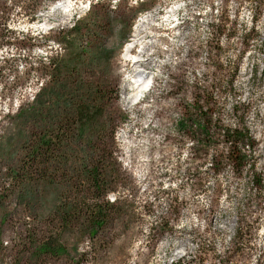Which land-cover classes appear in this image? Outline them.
I'll use <instances>...</instances> for the list:
<instances>
[{
    "label": "rangeland",
    "instance_id": "obj_1",
    "mask_svg": "<svg viewBox=\"0 0 264 264\" xmlns=\"http://www.w3.org/2000/svg\"><path fill=\"white\" fill-rule=\"evenodd\" d=\"M63 1L0 0V264H264V0H77L51 16ZM142 52L147 68L131 63ZM136 68L153 79L139 102L123 91ZM205 87L253 139L240 175L204 171L221 149L197 151L190 104ZM97 162L106 194L90 189ZM117 196L135 217L94 230L93 204ZM44 240L60 251L40 253Z\"/></svg>",
    "mask_w": 264,
    "mask_h": 264
},
{
    "label": "trees",
    "instance_id": "obj_2",
    "mask_svg": "<svg viewBox=\"0 0 264 264\" xmlns=\"http://www.w3.org/2000/svg\"><path fill=\"white\" fill-rule=\"evenodd\" d=\"M251 22L254 24L256 22L255 15H251ZM226 37L230 38L232 36L231 33H228L225 35ZM246 36V35H245ZM242 38L241 44L244 48L240 50L239 53L244 52V49L250 45V37L246 36V38ZM207 53H213L215 56L219 54V47H217L212 43L211 40L206 41L205 44ZM221 47V46H220ZM241 57V55H240ZM239 58V56H238ZM45 64H47V67L50 69L49 73L50 77H54V72H60L63 70L64 65L62 63H57L55 59L49 58L47 61H45ZM236 64V65H235ZM68 67V66H67ZM125 74L128 73V67L126 64H124ZM228 67L232 71V79L228 82V93H230L233 96H236L235 86H234V80L236 79V75L238 74V66L237 62L229 60ZM116 77V71L110 70L106 73V78L114 80ZM126 85V76L124 78V84ZM67 85H64L66 87ZM125 87V86H124ZM124 91V89H123ZM193 94V93H192ZM214 92L212 89L210 92L207 90V88H203L199 90V93L193 94L192 97V103L190 104V107L195 112V116L197 117L199 123L195 124L196 133L198 134L199 138L197 139V146L198 152L207 153V150L209 149V140L215 139L214 142L216 145H219L221 149L214 150L213 154L210 157V164L208 167L205 168L204 171H207L206 174H214L216 176L220 175L224 168L226 166H231L233 171L237 173V175H240L242 171L246 168V166L254 167V164L249 162V158L253 156V139L251 137V134L249 133V130L247 126L244 124V121L240 120L237 124H234L233 126L225 124L221 122V120L215 116L214 108L213 106L216 103V100L213 96ZM238 103V102H237ZM236 103V104H237ZM236 104L231 105V112L235 113L236 111ZM90 106L87 107H81L80 110H78L77 115L81 119L82 116H88L91 117L93 112L90 110ZM90 120V119H86ZM186 119L183 118L182 121L179 123V127L182 131L186 129L185 126ZM247 146L248 149H252L250 152H248L245 148ZM254 162V161H253ZM97 166L95 169L91 170V172H88V176L91 179V190L93 192L96 191H104L106 192L109 189V186H107L106 180L104 178L101 179V177L106 176V172L104 170L103 163L99 164L97 162ZM254 181L257 183L256 185L259 186V181L255 176H253ZM102 182V183H101ZM255 185V186H256ZM259 188V187H256ZM114 189V188H112ZM104 194V195H105ZM123 198L116 197L115 200H103L99 203H94L92 207V227L94 230H97L98 228H104L107 225V222L110 218V215H113L112 213H117L121 218H127V217H135L132 215L134 210L132 207H129V203L125 202ZM150 204L149 202L145 203V207H148ZM112 209L111 212H107L106 209ZM236 234L238 238L241 240L239 242H242V239L247 234V226L239 225L236 228ZM238 242V241H237ZM36 250H39L40 253H48V252H59L60 246L56 247L53 246L52 242L48 240H44L39 244V246L36 247Z\"/></svg>",
    "mask_w": 264,
    "mask_h": 264
},
{
    "label": "bare ground",
    "instance_id": "obj_3",
    "mask_svg": "<svg viewBox=\"0 0 264 264\" xmlns=\"http://www.w3.org/2000/svg\"><path fill=\"white\" fill-rule=\"evenodd\" d=\"M72 2H74V1H72V0L63 1V6L61 8H55L53 10V12L51 13V16H56L57 14L59 15L61 12L67 11L68 9H71V7L73 5V4L71 5ZM141 34H142V30H137L136 36L134 35V37H138ZM136 51H137V46H135V45L132 47L129 46L127 53L133 54ZM145 56H146V52H142L139 59L132 60L131 63H133L134 66H136V67L147 68V64H146L147 62L145 63V61H144V58H146ZM131 72H133V71L131 70ZM143 75H145V72L136 68L134 70L133 74L131 73L130 75H128L129 78H127V80H126V85L124 87V93L127 95L131 91V93L134 94L133 96H131V97H133V99L131 98L133 101L136 100L137 102H139L140 100H138V99L140 98V95L145 90H149V91L151 90V89H148V87L150 86V83L152 81L149 82V85H147V83L143 84V82H142L143 77H139V76H143ZM126 77H127V75H126ZM150 88H151V86H150ZM131 93H130V95H131ZM143 97H144V94H143Z\"/></svg>",
    "mask_w": 264,
    "mask_h": 264
}]
</instances>
